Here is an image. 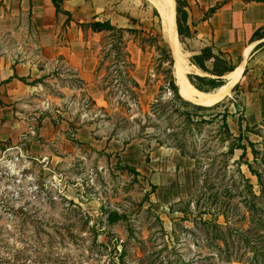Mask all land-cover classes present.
<instances>
[{"label": "rangeland", "instance_id": "1", "mask_svg": "<svg viewBox=\"0 0 264 264\" xmlns=\"http://www.w3.org/2000/svg\"><path fill=\"white\" fill-rule=\"evenodd\" d=\"M39 1L0 0V60L12 68L15 85L29 91L20 96L12 87L14 94L0 93V110L11 107L2 111L21 123L15 135L0 141V264H55L52 257L58 252L78 257L83 245L92 240L88 233L92 229L103 233L98 239L101 243L112 237L129 239L128 249L134 253L137 243L133 238L146 240L159 230L149 210L159 216L169 234L172 223L182 217L171 210L182 208L178 202L188 195H197L200 184L195 180L194 162L165 146L169 144H164L166 138L160 132L166 124L148 114L154 98L167 86L163 75L166 65L159 62L157 49L143 40L159 35L168 47L159 15L154 14L149 0H127L121 6L120 15L129 23L135 19L131 29L140 32L125 35L132 75L140 86L136 106L128 90L121 87L112 59L105 58L102 49L106 34L89 35L86 28L69 26V20L75 22L71 15H56L50 42L42 38L44 29L34 20L35 3ZM54 41L72 45L78 53L87 47L88 56L97 63L90 83L61 59L43 54L49 46L46 44ZM179 43L190 68L184 73L187 81L193 75L208 77L190 63L196 49L186 39ZM237 57L233 54L234 63L242 68L244 59L238 61ZM22 65L34 68L32 76L15 74V67ZM245 69L246 64L242 76ZM172 70L179 93L187 94L174 65ZM242 76L227 95L206 104L220 102L222 107L217 111L228 109L232 115L228 123L235 135L240 117H244V130L264 120L258 112L261 107L264 114V105L242 95ZM37 85L40 89L34 94L31 89ZM29 129L35 134H28ZM254 133L250 130L244 135L251 142H259ZM203 135L194 136L197 144ZM158 141L163 143L158 145ZM127 142L131 147L124 154L122 146ZM240 154L235 151L233 160ZM241 170L248 176L245 165ZM251 180L255 183V178ZM111 212L126 214L127 221L108 223ZM186 237L187 246L181 250L190 258L195 251Z\"/></svg>", "mask_w": 264, "mask_h": 264}, {"label": "trees", "instance_id": "2", "mask_svg": "<svg viewBox=\"0 0 264 264\" xmlns=\"http://www.w3.org/2000/svg\"><path fill=\"white\" fill-rule=\"evenodd\" d=\"M174 1L176 31L179 41L183 42L184 39L191 37V30L186 24L187 0ZM226 1L222 0L211 12ZM51 2L56 14L70 15L61 10V0H51ZM154 14L157 16L156 11ZM129 21L131 25L136 22L135 19ZM77 25L94 34H106L102 49L105 58L112 59L111 63L117 78L122 80L121 87L128 90L134 104L138 106L137 93L140 86L132 75L133 64L126 51L125 35L140 32L137 29L116 27L108 20H95ZM262 39H264V31H257L252 38L253 41ZM143 40L157 49L159 62L161 65H166L163 75L167 86L154 98L148 114L150 118L166 124L163 132H160V135L163 133L166 138L164 144H169L165 146L176 149L181 157L194 162L195 180L196 183H200L197 186L198 193L197 195L192 193L186 200H180L178 206L182 208L171 210V213L182 214V217L172 223L169 234L164 230L159 216L149 210V215L158 222L159 230L154 237L151 236L146 240L140 237L141 240L137 241L133 238L137 243L133 246L134 253H130L128 249L129 239L121 241L112 237L106 243H101L98 239L103 233H100L99 229H92L88 233L93 238L87 246L83 245L81 255L74 257L58 252L56 257H52L53 262L55 264H264V132L262 131L264 120L253 127L247 125L244 130L241 123L244 117H240L238 134L235 135L228 123V117L232 116L228 109L217 111L222 107L220 102L212 106L206 105L207 103L196 105L179 96L177 81L174 80L172 70L175 64L173 53L171 54L170 49L163 45L162 38L159 35H150ZM262 47L264 43L260 42L254 51L261 50ZM190 63L208 75V77L188 76L189 83L204 93H211L224 86L225 77L236 69V64L227 52L214 50L209 46L193 55ZM165 91L168 95H164ZM250 130L255 131L254 135L259 138V142H251L244 135ZM202 133L204 135L197 144L194 136ZM157 143L161 145L163 142ZM127 144L129 142L123 143V146ZM235 151L241 152L238 160H233ZM242 165L246 166L248 176L241 170ZM251 178H255V183ZM191 206L193 210L190 209ZM127 218L126 214L116 212L107 215L110 224L125 222ZM186 236L191 239L195 251L190 258H185L181 250L183 245L187 246ZM84 254L86 255L82 256Z\"/></svg>", "mask_w": 264, "mask_h": 264}, {"label": "crops", "instance_id": "3", "mask_svg": "<svg viewBox=\"0 0 264 264\" xmlns=\"http://www.w3.org/2000/svg\"><path fill=\"white\" fill-rule=\"evenodd\" d=\"M61 1V10L69 13L72 19H75V22L69 20L70 27L76 26L77 23L84 24L95 20H108L112 25L120 28L132 27L127 18H123L120 15L122 3L127 0ZM221 2L222 0H187L186 24L191 30V37L186 38V41L191 48L196 49L195 54L199 53L202 48L209 46L214 50L227 52L232 57L233 62V54L239 56V58L237 57L238 61L244 59L245 61L242 60V63L246 64V71L242 76L243 64L239 77L240 80L242 76V82L244 81L242 83V88L244 89L242 95L250 99L251 102H258L264 105V47L261 50L254 51L257 44L260 42L264 43V39L259 41L252 40L257 31H264V0H227L226 3L221 4L211 12ZM35 4L38 6L34 20L38 26L44 29L42 38L52 42V28L54 27L56 15H62L66 18L67 16L60 13L56 14L51 0H42ZM128 16L131 18L133 15L129 12ZM67 28L68 26H66ZM86 32L94 36L102 34H94L90 30ZM46 45L49 46H45L46 48L42 50L44 55L52 59H61L67 66L78 72L80 78L86 83H90L94 79L97 63L91 57L92 55L88 56L87 47H85L84 51L82 50L81 53H78L72 45H57L56 41H54V44ZM30 66L22 65L20 69L19 66H16L15 74L23 77L32 76L34 68ZM19 71L22 72V75H19ZM13 74L14 72L10 65L1 59L0 93L3 94L6 91L9 94H14L15 91H10L12 87L16 88L15 94H20V96L29 92L28 89L25 90L19 85H15L14 81L16 79L13 78ZM39 89L40 85H37L33 86L31 90L35 92L34 94H37L36 92ZM9 108L11 107L4 106L3 109ZM3 109L0 110V141L15 135L19 127H21V123H16L14 116L11 113H4ZM262 111V108L259 107L258 112L264 118ZM40 130H43V128ZM46 130H48L47 125L45 126ZM28 134H35V132L29 129ZM130 147L131 144L122 146L124 154L128 152Z\"/></svg>", "mask_w": 264, "mask_h": 264}, {"label": "bare ground", "instance_id": "4", "mask_svg": "<svg viewBox=\"0 0 264 264\" xmlns=\"http://www.w3.org/2000/svg\"><path fill=\"white\" fill-rule=\"evenodd\" d=\"M153 8L156 10V12L159 15V18L162 20V34L165 37V35H168L170 37V46L168 47L171 50V52L174 55L175 58V70L178 74L177 77L179 78V81L181 82V85L185 87L188 90L189 95L183 94L182 92L180 95L183 97V99H186L190 102H197V103H212L215 102L222 97H224L228 91L231 89V87L236 83L238 80L242 68H237L233 73L226 76L227 82L226 84L217 90L211 92V93H204L201 91L196 90L194 87H192L184 73L190 70V68L187 65V61L185 58V54L182 53L180 43L178 41V36L176 32L175 27V2L174 0H149Z\"/></svg>", "mask_w": 264, "mask_h": 264}, {"label": "water", "instance_id": "5", "mask_svg": "<svg viewBox=\"0 0 264 264\" xmlns=\"http://www.w3.org/2000/svg\"><path fill=\"white\" fill-rule=\"evenodd\" d=\"M160 26H161V30H162V20L160 19ZM176 24V23H175ZM164 37V36H163ZM165 40H166V42L169 44V46H170V42H171V40H170V37L168 36V35H165ZM175 84H176V82H175ZM176 87H177V85H176ZM177 92H178V94H179V96L183 99V97L180 95V93H179V91H178V87H177ZM185 101H187L186 99H184ZM187 102H190V101H187ZM191 103V102H190ZM193 104V103H192ZM215 104H217V103H215ZM197 105V104H196Z\"/></svg>", "mask_w": 264, "mask_h": 264}]
</instances>
